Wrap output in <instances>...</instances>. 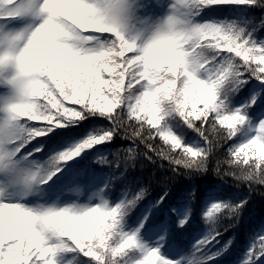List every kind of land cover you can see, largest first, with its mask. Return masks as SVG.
<instances>
[{
  "label": "snow or ice",
  "instance_id": "1",
  "mask_svg": "<svg viewBox=\"0 0 264 264\" xmlns=\"http://www.w3.org/2000/svg\"><path fill=\"white\" fill-rule=\"evenodd\" d=\"M0 264H264V0H0Z\"/></svg>",
  "mask_w": 264,
  "mask_h": 264
}]
</instances>
